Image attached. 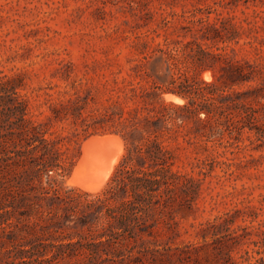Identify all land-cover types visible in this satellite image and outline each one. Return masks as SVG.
<instances>
[{
  "label": "trees",
  "instance_id": "trees-1",
  "mask_svg": "<svg viewBox=\"0 0 264 264\" xmlns=\"http://www.w3.org/2000/svg\"><path fill=\"white\" fill-rule=\"evenodd\" d=\"M213 11L195 7L178 24L140 16L123 36L130 52L117 68H87L79 77L70 65L56 67L53 75L68 84L45 91L37 105L49 110L43 118L32 112L31 94L18 91L28 73L0 71V264H198L210 244L219 264H237L232 250L244 243L259 257L251 262L249 250L240 257L264 264V240H251L248 227L232 229L229 213L201 223L203 243L170 244L177 214L194 207L200 175L208 174L192 153L226 133L264 135V67L213 49L241 36L220 12L210 20ZM153 23L165 30L163 42ZM170 26L179 39L169 38ZM206 69H218L215 80L201 77ZM95 77L105 89L93 106L98 98L79 85ZM108 132L125 143L109 182L95 193L66 186L82 141Z\"/></svg>",
  "mask_w": 264,
  "mask_h": 264
},
{
  "label": "rangeland",
  "instance_id": "rangeland-1",
  "mask_svg": "<svg viewBox=\"0 0 264 264\" xmlns=\"http://www.w3.org/2000/svg\"><path fill=\"white\" fill-rule=\"evenodd\" d=\"M195 7L217 9L211 12L210 20H216L220 12V16L229 17L241 33L238 41L220 43L219 46H227L224 49L214 46L215 51L228 53L234 61L249 60L264 67V52L255 48L264 49V0H0V71L28 73L26 87L21 85L18 91L31 94L32 112L43 118L49 110L37 105L45 99V91L56 93L68 84L53 75L56 67L70 65L79 77L87 68H117L126 63L130 52L129 40H124L123 36L140 16L152 15L156 21L166 18L178 24L184 20V14ZM151 26L157 27L156 41L163 42L165 30L157 23ZM168 32L169 38H180L173 26ZM116 54H120L119 58L114 57ZM217 72L218 69H206L201 77L213 81ZM103 82L104 79L98 77L81 79L82 92L98 98L97 103L92 102L93 106L100 105L104 98ZM238 88L246 89V86ZM262 123L264 128V117ZM102 134L106 133L95 135ZM212 145L207 150L192 153V157L198 156L207 164L203 171L208 174L200 175L204 179L194 207L177 214L179 235L171 239L170 244L203 243L198 235L201 223L226 213L234 216L232 229L248 227L251 240H264V235H259L264 231V135L246 128L239 139L226 133L221 143ZM124 153L125 148L122 157ZM68 178L69 174L64 178L65 185L74 187L67 183ZM208 239L211 241L210 236ZM254 248L257 247L253 243H244L233 249L237 264H248L249 261L240 257L246 250L254 256L250 260L254 262L259 257ZM198 264H219L213 245L202 247Z\"/></svg>",
  "mask_w": 264,
  "mask_h": 264
},
{
  "label": "bare ground",
  "instance_id": "bare-ground-1",
  "mask_svg": "<svg viewBox=\"0 0 264 264\" xmlns=\"http://www.w3.org/2000/svg\"><path fill=\"white\" fill-rule=\"evenodd\" d=\"M165 96L168 101L184 102L177 95ZM124 145L121 136L110 133L94 135L84 140L82 154L74 166L73 176L68 178L67 183L89 192L102 190L120 162Z\"/></svg>",
  "mask_w": 264,
  "mask_h": 264
},
{
  "label": "water",
  "instance_id": "water-1",
  "mask_svg": "<svg viewBox=\"0 0 264 264\" xmlns=\"http://www.w3.org/2000/svg\"><path fill=\"white\" fill-rule=\"evenodd\" d=\"M166 94L176 95V94H174V93H166ZM177 96H178V95H177ZM92 136H94V135H92ZM92 136L86 138L85 140L91 138ZM74 166H75V165H74ZM74 170H75V168L73 167V169H72V170L70 171V173H69V177L73 176V174H74Z\"/></svg>",
  "mask_w": 264,
  "mask_h": 264
}]
</instances>
